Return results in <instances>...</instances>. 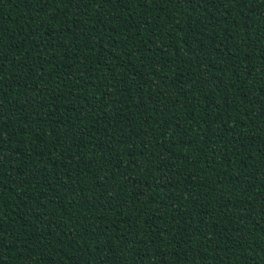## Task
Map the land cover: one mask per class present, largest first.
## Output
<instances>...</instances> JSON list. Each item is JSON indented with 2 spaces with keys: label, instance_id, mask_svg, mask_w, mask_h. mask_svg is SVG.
Returning <instances> with one entry per match:
<instances>
[{
  "label": "trees",
  "instance_id": "16d2710c",
  "mask_svg": "<svg viewBox=\"0 0 264 264\" xmlns=\"http://www.w3.org/2000/svg\"><path fill=\"white\" fill-rule=\"evenodd\" d=\"M0 264H264V0H0Z\"/></svg>",
  "mask_w": 264,
  "mask_h": 264
}]
</instances>
